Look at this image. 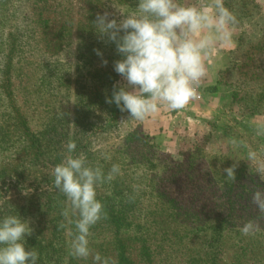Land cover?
Instances as JSON below:
<instances>
[{"label": "rangeland", "instance_id": "rangeland-1", "mask_svg": "<svg viewBox=\"0 0 264 264\" xmlns=\"http://www.w3.org/2000/svg\"><path fill=\"white\" fill-rule=\"evenodd\" d=\"M179 2L205 6L211 0ZM137 6L138 0H94L92 3L86 0H0V220L8 215H19L30 221L33 234L25 239L37 237L40 245L35 250L40 261H45L47 250L52 248L59 258L58 264L62 259L65 262L66 257L71 262H83L70 255L73 236L69 233L74 234L76 229L61 215L68 203L50 210L51 206L46 202L47 198L53 197L52 173L49 171L45 178L43 175L36 177L35 165L28 163L33 175L24 178L14 169L18 152L25 147V130L19 126L23 124L19 121H25L30 131L39 132L46 117L56 115V118H61L64 109L73 104L74 94L67 95L60 81L63 77L72 76L75 69L74 56H67V51L74 49L77 37L79 40L88 39L83 37L86 31L82 26L76 25L83 17L82 13L94 14L96 18L98 13L107 11L110 19L119 20L121 14H131ZM225 7L236 17L232 30L236 31L237 41L235 48L224 54L213 82L200 85L199 92L206 94L204 99H208L209 106L205 105L204 110L202 106L200 110L197 107L184 110V114L178 116L173 113L153 134L148 130L154 122L148 123L147 119L133 121V126L140 125L145 134L153 137L148 146L153 153L156 175L145 178L143 192L131 194L142 203L132 201L128 208L130 215L141 218L146 215L153 231H169L175 226L170 212L151 214V206H148L150 198L156 196L154 189L157 187L160 191L162 188L171 191L169 194L180 202L188 201L193 205L203 200L217 202L216 205H220L213 213L220 217L228 215L227 220H232L226 225L225 247L218 246L212 251L209 248L210 236L217 228L221 229L220 225L195 226L189 223L183 227V224H177L175 227L181 226L186 231L171 238L170 243L173 244L167 249L169 255L165 259H155L150 264H200L189 261V255L205 260L207 252L220 258L215 260L216 264H264V219H260L251 202L256 190H264V176L257 173L264 166V135H257V129L264 127V6L256 0H227ZM89 8L93 12H87ZM46 17H54L47 27L43 22ZM69 19L72 27L59 31L63 22ZM44 30L49 33L47 40L58 32L57 40L51 39V49H44L45 41L40 35ZM86 30L94 34V40L102 43L106 40L98 38L94 25ZM112 50L116 51V47ZM10 60L12 66L9 68ZM7 74L11 75L10 88H4ZM52 75L55 76L51 78ZM206 76L210 75L203 78ZM38 77H43L41 93L46 98L34 104L31 99L39 94L34 93L36 88L31 85ZM115 77V84L125 83L119 74ZM85 87L91 89L92 86L88 84ZM6 91L13 92L11 98ZM198 103L204 104V101L199 99ZM232 140H236L238 145L234 146ZM135 144L128 150L139 155L141 147ZM66 145L60 141L54 146L56 153L64 154V157L69 155L62 151ZM99 145L95 144L94 148L103 149L105 142ZM250 152L256 153L255 159L249 158ZM131 154L127 153L128 156ZM23 162L25 165L29 161ZM129 162L124 160V164ZM233 163L238 164L234 182L223 172ZM96 191L97 195L112 197L105 184L98 186ZM76 218L72 217L73 220ZM40 220L43 222L38 223ZM249 220H259L261 229L255 235L244 236L240 228ZM62 222L65 227L59 228ZM89 247H92L90 240ZM203 264H211V261Z\"/></svg>", "mask_w": 264, "mask_h": 264}, {"label": "trees", "instance_id": "trees-1", "mask_svg": "<svg viewBox=\"0 0 264 264\" xmlns=\"http://www.w3.org/2000/svg\"><path fill=\"white\" fill-rule=\"evenodd\" d=\"M86 1L92 3L94 0ZM224 5L227 6V0H224ZM89 11L93 12L90 8L87 12ZM82 15V19L78 20L76 25L80 24L82 26V29L86 31L84 33L86 36L83 37L88 39L79 40L77 37L74 49L67 51V56H74L75 69L72 76L63 77L64 79L60 81L67 95L74 94L73 104L70 106L71 109L65 108L61 118H56V115L46 117L39 132L30 131L27 123L19 119V123H23L19 126L24 127L25 130L23 138L25 147L18 152L14 169L19 176L27 178V176L33 175V169L28 166V163L33 164L37 169L34 173L35 176L40 177L43 175L45 178L49 171L53 172V167L64 157V154L59 155V152L56 153L57 149L55 150L54 147L60 141H64V143L74 141L76 148L70 154L74 157L83 154L90 166H100L105 174H107L113 164H118L121 174L117 175L111 182L103 183L111 192L112 197H104V195H97L96 197L104 206L106 218H102L90 228L91 235L88 238L90 243H92L91 249L93 251L95 249V252H99L102 257L114 259L116 264H150L155 259H165L169 255L167 249L173 244L170 243L171 238L181 236V233L185 230L181 229V226L175 227L177 224H183V227H186L189 223L195 226L208 223L220 225L221 229L217 228L210 236L212 240L209 241V248L211 251L218 246L224 248L223 240L228 233L226 225L228 226V221L232 220H227L228 215L220 217V215L213 213L215 207L220 205H216L217 202L209 203L203 200L196 202L197 205H193L188 201L180 202L169 194L171 191L163 188L160 191L157 187L154 189L156 196L150 198L148 206H151V214L156 211L170 212L175 226L169 231H153L151 229L152 223H147L148 217L146 215L141 218L130 215L131 213L128 212L130 202L138 203L139 201V203H142L138 197V201L134 199L135 197H131V194L143 192L145 190V178L156 175L155 166L152 163L153 153L150 151L151 146H148L150 139H153V137L145 134L141 130L140 125L133 126V121L135 120L128 119L129 114L127 112L122 113L115 103H106V98H111L112 96L115 76L118 75L114 71V62L122 57L115 50H112V47L115 46L114 43L107 42V40L103 43L102 41H96L94 40V34L87 32L86 29H91L96 19L94 14L82 13ZM39 17H41V13H39ZM53 19L54 17L44 18V26L47 27L49 23H52ZM68 21L69 24H66ZM68 21L63 22L65 25L62 24L59 31L63 28L72 27L70 19ZM56 34L58 32L53 33L51 38L47 40L49 33L45 30L40 32L42 41H45V50L46 48H52L50 46L51 39H56ZM56 40L53 41L54 44ZM96 49L103 54L102 57L96 54V51H94ZM11 60L9 68L12 66ZM102 60H107V64L103 65ZM8 74L4 79V88L5 86L8 88L12 86L11 75ZM54 76L52 75L51 78ZM46 78H48L47 75ZM42 84L43 77H38L34 85H31L36 88L34 93L39 94L32 97L31 100L34 104L39 102L40 99L46 98L41 93ZM88 84L92 86L91 89L85 87ZM6 92L9 95L8 97L11 98L13 92ZM100 142H105L104 148H94L95 144L101 146L99 145ZM134 142H136L135 146L141 147L139 155H136L135 151L129 152L128 150ZM62 151L68 152L67 147ZM127 153L132 154L128 156ZM106 155L110 156L111 159H105ZM24 160L29 162L24 165ZM124 160H130L129 164H124ZM124 165L127 166L124 167ZM9 170L12 171L13 169ZM150 188H154L153 185H150ZM52 192L53 197L46 199V202L49 203L48 206H51L49 209L53 210L54 208L55 210L62 204L65 205L67 202L66 197L54 185L52 186ZM48 195H50V192ZM132 198L133 200H131ZM42 222L40 220L38 223ZM165 224L166 221L164 222ZM223 224L224 226L222 227ZM39 243L36 236L26 239V250L36 249L40 245ZM205 254L207 256L205 260L196 259V257H191L190 255L188 260L194 263L200 262V264L209 260L211 264H216L215 260H220L216 255H212V252ZM44 259L45 261L38 260L37 264H50V261L52 264H58L56 261L59 260L52 248L47 250ZM82 261L81 263L71 262L66 257L65 262L62 259L59 263L93 264L91 256L88 259H82Z\"/></svg>", "mask_w": 264, "mask_h": 264}, {"label": "clouds", "instance_id": "clouds-1", "mask_svg": "<svg viewBox=\"0 0 264 264\" xmlns=\"http://www.w3.org/2000/svg\"><path fill=\"white\" fill-rule=\"evenodd\" d=\"M109 17L107 11L98 13L93 25L99 39L106 38L115 44L122 58L114 62V71L125 83L113 85L112 96L106 98V103H115L122 113L129 114L128 119L137 121L159 113L162 107L182 110L198 98V88L206 75L205 58L217 45L232 42V26L237 22L224 0H211L205 6L186 5L179 0H138L135 12L121 14L119 20ZM94 51L103 56L98 49ZM102 64L106 65L107 60H102ZM257 135H264V127L257 129ZM232 144L237 146L238 142L232 140ZM66 147L72 153L76 143L69 141ZM255 157V152L249 153L250 159ZM104 158L111 159L107 155ZM237 167L233 163L223 169L227 179L235 181ZM257 173L264 176V166ZM119 174L118 164H113L105 174L100 166H90L83 154L77 157L69 154L54 167V187L68 202L61 215L76 229L74 234L69 233L73 236L71 256L78 259L91 256L93 264H116L114 259L93 252L88 238L90 228L106 218L104 206L96 198L97 187ZM251 202L260 219H264V190H256ZM58 227L64 228L65 223ZM260 229L259 220H249L240 232L250 236ZM32 234L30 221L19 215L0 220V264H37L38 251L25 247V238Z\"/></svg>", "mask_w": 264, "mask_h": 264}, {"label": "crops", "instance_id": "crops-1", "mask_svg": "<svg viewBox=\"0 0 264 264\" xmlns=\"http://www.w3.org/2000/svg\"><path fill=\"white\" fill-rule=\"evenodd\" d=\"M256 1L260 3L262 6H264V0H256ZM232 32H233L232 42L229 45L227 46L217 45L215 49L212 50L210 54L205 58L204 63L206 67V75H210V76H206L205 78H202L200 84L201 86L211 84L213 82L214 75L218 73L219 68L223 63L222 58L224 54L235 48L237 41V34L236 31L234 30H232ZM199 90H200V86L198 88V94H199L198 98L191 100L184 109L171 112L170 110H167L166 108L162 107L159 113L147 118L148 123L154 122V126L151 127L150 130H148V132L151 134L156 133V130L160 129L163 123L167 122L168 118L172 117L173 113H175V115L178 116L179 114H184L183 113L184 110L185 111L188 109L191 110V109H195L196 107L199 108L198 110H200L201 106L202 109L203 107H205V105L206 107L209 106L208 99H204L206 97V94L204 92L200 93ZM199 99H202L204 101V104L198 103Z\"/></svg>", "mask_w": 264, "mask_h": 264}]
</instances>
